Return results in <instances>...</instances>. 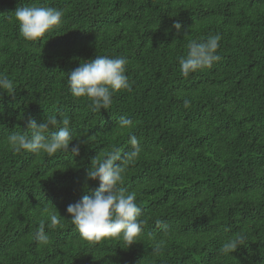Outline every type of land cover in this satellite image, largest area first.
I'll list each match as a JSON object with an SVG mask.
<instances>
[{
	"label": "trees",
	"instance_id": "trees-1",
	"mask_svg": "<svg viewBox=\"0 0 264 264\" xmlns=\"http://www.w3.org/2000/svg\"><path fill=\"white\" fill-rule=\"evenodd\" d=\"M27 4L62 10V25L26 41L14 11ZM217 33L220 60L184 78L187 41ZM96 55L125 57L131 83L101 111L67 86ZM0 74L16 86L0 93V264H264V0H0ZM47 114L70 118L79 153L11 151L7 137ZM121 117L133 127L121 130ZM130 134L140 152L123 187L142 210L140 241L92 244L67 207L94 196L93 158L130 152ZM53 213L63 226L48 230ZM238 235L245 246L221 255Z\"/></svg>",
	"mask_w": 264,
	"mask_h": 264
},
{
	"label": "clouds",
	"instance_id": "clouds-1",
	"mask_svg": "<svg viewBox=\"0 0 264 264\" xmlns=\"http://www.w3.org/2000/svg\"><path fill=\"white\" fill-rule=\"evenodd\" d=\"M20 35L26 41L39 42L46 34L59 28L63 23V11L39 4H27L15 11ZM173 27L179 32L182 25L174 22ZM188 34L185 33V37ZM222 37L219 33L210 35L204 41L188 40L186 55L178 58L180 73L184 78L199 70L211 69L214 62L220 60L218 49ZM67 86L74 98L89 100L93 111L110 109L113 96L120 91H131V83L127 73V59L123 56L96 55L93 59L84 60L79 67L67 72ZM16 86L13 80L0 74V93L15 96ZM185 101V105H188ZM69 117L51 114L43 122L35 119L27 121L25 132H12L7 137V145L14 153L28 152L39 155L46 153L49 157L59 152L79 153V144L73 145L75 139L71 130ZM121 130L131 129L133 120L121 117L118 121ZM128 143L132 150L121 154L119 149L107 152L103 158H93L91 168L87 172V180H98L99 188L94 196L84 195L81 200L69 204L67 213L82 239L97 244L104 240H119L129 248L140 241L145 221L141 218V208L134 192H126L123 187L124 177L130 162L140 152V142L134 134H130ZM71 145V147H70ZM61 214H50L47 229L62 227ZM157 225L161 222L157 221ZM40 245L49 243V235L45 224L41 223L35 233ZM244 236H234L226 240L220 247L221 255L233 254L240 246H245ZM161 242L154 246V252L160 253Z\"/></svg>",
	"mask_w": 264,
	"mask_h": 264
}]
</instances>
